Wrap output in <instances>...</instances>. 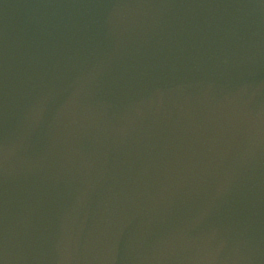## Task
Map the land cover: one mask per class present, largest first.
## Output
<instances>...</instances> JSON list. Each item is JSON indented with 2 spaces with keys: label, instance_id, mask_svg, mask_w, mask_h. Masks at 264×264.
<instances>
[{
  "label": "water",
  "instance_id": "1",
  "mask_svg": "<svg viewBox=\"0 0 264 264\" xmlns=\"http://www.w3.org/2000/svg\"><path fill=\"white\" fill-rule=\"evenodd\" d=\"M0 264H264V0H0Z\"/></svg>",
  "mask_w": 264,
  "mask_h": 264
}]
</instances>
